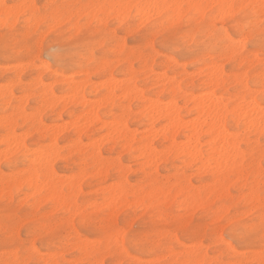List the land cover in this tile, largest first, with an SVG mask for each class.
<instances>
[{"label":"rangeland","instance_id":"obj_1","mask_svg":"<svg viewBox=\"0 0 264 264\" xmlns=\"http://www.w3.org/2000/svg\"><path fill=\"white\" fill-rule=\"evenodd\" d=\"M153 1L155 0H152L151 3L149 0H0V119H2L0 120V139L2 140V142L0 140V264H15L17 260V251L11 247V244L6 245L5 243L4 222L6 212L21 213L24 218L52 220L53 223L63 225L62 232L45 234L38 243L33 241L38 249V258L51 261L53 264L61 261L63 264H81L82 261H87L88 264H120L122 259L129 258L141 262V264H177L178 261L184 260L186 262L188 259H194L197 255L198 244L203 245L206 254L213 257L220 256L221 253L216 252L215 249L209 252V248H207L205 233L208 227L217 223L222 216H226L230 209L233 211V217L236 220L247 217L253 211L259 215L261 207L260 177L264 173L261 164L262 159H264V155L261 157L264 154V149H262L264 132L257 136L259 132L245 131V127L239 126L236 123L237 119L233 117L232 112H229L227 115L228 129L233 132V135L235 134L236 138H242L240 150L245 152L244 154L240 153L241 160L238 157L235 162L242 161L238 164L243 167L234 169L237 172L221 169L223 172L217 173L215 171L217 170V163L211 156L207 158L210 165L209 171H206V169H201L203 164H190L186 158L178 156L180 148H175L171 142L169 143L172 140L169 135L167 136L168 139L163 135L154 136V132L157 130L160 132L161 128L166 127L169 122L161 115L159 120L157 119L159 117H156L154 122L149 121L148 107L152 102H162L158 105L163 109L173 101L179 107V110L177 107V115L182 122L185 121L183 123H191V121L196 120L198 112L194 108L196 106L194 103L207 101V97L211 93L214 97L221 98L220 100L225 102L229 109H234L233 106L236 107L243 99L247 103H250L248 99H251V102L257 101L263 108L264 85L261 81L264 78V69L260 67L261 61L255 58L258 56L259 49L257 48L251 53L253 59L248 61V69H246L249 75L244 77L239 75L241 65L234 63L233 57L230 55L217 57L223 63H218L219 66L217 63L212 65L203 63L205 59H211L210 56H206V53L215 51L217 47L218 41L213 37V33L217 31L215 26L218 24L220 30L228 35H232L236 28L232 23V10L195 7L199 4L205 6L224 5L226 2L236 5L246 2H248L246 4L258 5L260 0L258 2L257 0L256 2L253 1L254 3L250 0H230L231 3L229 0L225 2L224 0H213V3H211L212 0H191V2L190 0H187L188 2L186 0H163L165 1H162L163 3L161 0H157L159 2L155 1V3ZM173 2L176 5H195L192 8L186 7L184 9L179 7L168 8L163 5L166 3L174 6L175 4H170ZM149 3L152 6L159 5L164 12L159 10L160 7H154L152 10L147 6ZM186 3L188 4L186 5ZM5 4L10 7L5 9L3 7ZM121 4L123 7L120 6ZM13 5H35L34 11L49 12L50 14L61 12L70 18L75 16L77 21L80 17H84L86 22L77 23L74 26V31L69 28L64 32H57L55 29L49 28L46 32H40L37 39L33 41L34 55H30L26 48V50L10 49L5 54L4 40L7 19H12V25L8 28V38L13 43L14 37L23 39V35L12 33V28L16 27L17 21H21V26L27 23L22 17L24 10L20 7L12 8ZM49 5H73L77 7L50 10ZM137 5L140 7H136ZM147 7L150 11H144ZM155 8L156 13H154ZM237 9L235 12L241 11L239 8ZM96 11H100V13H96ZM169 14L173 15L177 21L184 20V24L181 25L182 31L176 40L157 41L155 34H152V41H148L149 33L142 31V23L137 24L135 28L125 26L136 21L138 16L142 21L148 18L143 22L153 20L158 22V26H163ZM157 15L158 17H156ZM189 15L193 17L192 20H188ZM217 15L223 18L220 17L219 19ZM144 16L147 18L144 19ZM97 17H103V24L95 23ZM109 21L117 24V26L107 27ZM41 22L42 19L31 25L33 34H36ZM59 27L60 25H56V28ZM177 41L179 47L172 46ZM125 51L127 55L122 59L121 53ZM211 66L212 68L215 66L213 71ZM215 69L218 71L221 69V73L223 72L219 80L222 85L212 89L213 86L206 83L208 75L214 74ZM160 74L163 76L162 78ZM111 78H113L112 86H115L114 91H111L112 94L109 91L114 86L109 87L110 84L106 81L110 79L111 83ZM245 79L246 81H244ZM86 81L89 83L86 84ZM115 83L116 85L119 83L118 86ZM75 86L77 89L80 87V89L75 90ZM129 87H136L138 91L136 90L135 93H140L133 94L134 90ZM128 89L131 90V93L127 91ZM104 95L108 97L103 98ZM109 95H112L110 99ZM65 96L69 98L65 99ZM98 98H102V100L100 101ZM228 98L229 101H227ZM22 99H25L27 103ZM94 99L96 102L93 101ZM103 99H107V102ZM48 101L57 102L50 104ZM98 101L102 102V105L100 102L98 104ZM93 107L96 109H91ZM91 110H94V114H96L94 120H90L93 116L90 113ZM86 115H91V117H87L90 121L87 119L84 122ZM11 119L12 121H10ZM121 120L126 122V125L122 123V126L128 127L129 130L125 131L126 128L121 126L123 128V130L119 129L121 132L118 133L116 130L111 132L116 128L115 124L117 123L115 122ZM108 121H114L115 124L113 125ZM165 123L166 125H164ZM81 124L83 127L80 126ZM87 124L90 126L87 127ZM152 125L154 128L151 127ZM117 127L121 128L119 125ZM156 128L158 129L156 130ZM12 129L15 134L12 133ZM187 129V126L178 129L176 142H179L177 145L181 146L188 142L186 136L189 130ZM21 133L24 141L21 138ZM107 133L110 136H106ZM132 136L134 140L130 139ZM101 137L108 138V141L101 139ZM147 137L151 139V143ZM6 138L7 140H5ZM94 139L95 142L92 141ZM208 139L210 141L206 135L200 139L199 150L205 156L210 152L207 144ZM254 139L256 140L253 141ZM14 140L15 142H13ZM100 141L103 142L102 145ZM92 142L100 144L95 146ZM144 142L150 143L154 148L156 151L154 156L142 153V143ZM17 144L18 148L15 149ZM5 147L9 149L6 150ZM141 153L146 155L140 156ZM150 156H152L151 159ZM52 158L56 161L53 162ZM149 159L150 165L153 162H156L154 164L158 163L156 168H154L155 165H147L148 162L146 161ZM229 159L233 161L232 157ZM44 161L48 163H44ZM230 162L228 161L229 164H232ZM256 164L258 167L255 166ZM32 171L36 173V177H33L35 175L31 174ZM52 172L53 174H51ZM226 172L232 173L227 174ZM190 173L191 175H189ZM222 175L227 176L224 178L221 177ZM245 175L247 176L245 177ZM33 178L35 181L38 180L37 183ZM26 179L28 180L26 181ZM66 180L69 181L66 182ZM33 183L40 184L35 185ZM221 183L225 186L220 185ZM212 185L218 188L214 187L211 190L212 188L209 186ZM185 187L189 189L187 190ZM106 189L107 191H105ZM119 194L120 196H118ZM138 195H142V197ZM172 196L175 198L173 199ZM74 200L75 202H73ZM160 208L166 210L163 217L159 211ZM245 208L250 209L249 212L244 211ZM177 222H179L178 227L182 237L180 244L176 245L175 248L171 245L162 244L161 240L168 236L166 229L176 227ZM117 225L119 228L115 232H111L110 229L116 228ZM126 234L137 239L150 240L151 243L147 247L132 245L131 250L124 255L110 251V242L115 244L113 240L116 241L117 238L122 252L126 247H129L130 242ZM15 236L17 239H26L28 233L22 234L20 228L17 227ZM124 238L126 239L122 242ZM73 240L76 242L73 243ZM89 247L92 249L89 250ZM193 248L195 249L190 250L192 251L190 252L189 249ZM259 251L260 245L257 239L256 243L241 245L234 253L224 255L223 258L228 261H240L251 257V259L259 261L261 258ZM253 252L255 254H252ZM169 253L170 255H168ZM256 254L260 257L257 258ZM153 258L154 260H151Z\"/></svg>","mask_w":264,"mask_h":264},{"label":"snow or ice","instance_id":"obj_2","mask_svg":"<svg viewBox=\"0 0 264 264\" xmlns=\"http://www.w3.org/2000/svg\"><path fill=\"white\" fill-rule=\"evenodd\" d=\"M5 9L9 8V5L3 6ZM12 8L20 7L24 11L22 12V17L24 21H27L26 24L21 26V21H17L15 28H12V33H21L23 39L20 37H14V43L10 40L8 28L12 23V19L8 18L5 23V40H4V51L5 54L9 52L10 49H27L30 55L35 54V48L33 46V41L37 39V36L40 32H46L49 28L55 29L57 32H64L66 29L72 28L74 31V26L77 23H85V18L80 17L77 21L75 16L71 18L62 14L61 12L49 13L43 11H33L35 5H20V6H11ZM77 6L73 5H49L50 10L53 9H68ZM93 7V6H88ZM103 7V6H101ZM123 7V6H121ZM136 7H140L137 5ZM151 7H160L159 5ZM165 7H179L184 9L185 5H166ZM195 7L205 8L209 6L198 5ZM215 9H224L232 10V23L236 28V31L232 35H228L220 30L219 25L215 27L216 32L213 33V37L218 41L216 50L211 53H206V56H210L211 59H205L203 63L209 65L213 63H222V60L217 59L219 56L231 55L233 57V62L240 64L239 75L241 77L249 75L246 72L248 68V61L253 59L251 53L254 52L257 48L259 49L258 58L261 61L260 67L264 69V0H260L258 5L255 4H224V5H212ZM239 8L240 12H235ZM243 17V19H241ZM40 27L37 29L36 34H33L31 25L35 21L41 20ZM193 17L189 15L188 20H192ZM103 17H97L95 23L103 24ZM119 23V22H117ZM143 24L142 31L149 33L147 39L152 41L153 35L155 34V39L157 41L161 40H176L182 31L181 25L184 24V20L180 19L177 21L171 14L163 26H158V22L153 20H148L143 22L138 16L136 21L130 22L125 26L128 28H135L137 24ZM56 25H60L59 28H56ZM117 24H114L112 21L108 22L107 27L112 28L116 27ZM152 46L151 44L149 45ZM174 47H179L178 41L172 45ZM127 55V52L121 53V58ZM264 85V78L261 81ZM264 103V101H262ZM262 149H264V141H262ZM262 168H264V159L261 161ZM261 207L259 209V215L255 211L251 212L247 217L236 220L233 217V211L230 209L226 216H222L219 221L213 225H210L205 233L207 239L205 243L208 244L209 252L212 249H215L216 252L221 253L220 256L213 257L212 255L206 254L203 249V245H199L196 249L197 255L194 259H188L184 264H264V173L261 177ZM162 217L166 214V210L163 208L159 209ZM239 211V208H237ZM244 211H248L247 208ZM5 222H4V231H5V243L11 244V247L17 251V260L15 264H53L51 261H45L38 258V249L36 244L33 243L39 242L44 238L45 234H51L52 232L60 233L63 230V225L60 223H53L52 220H43V219H32L24 218L21 213L6 212L5 213ZM179 222H177L176 227H170L166 229L168 236L164 237L161 240L162 244L171 245L173 248L176 245L180 244L182 239L180 235V230L178 227ZM19 227L21 233H28L26 239H17L15 236V229ZM119 228V225L116 228L110 229L111 232H115ZM175 232V235L173 233ZM128 241L130 242L129 247H126L123 252L119 247L118 238L115 244H111L109 250L124 255L131 250V246L136 247L145 246L147 247L151 241L150 240H141L135 237L126 234ZM258 239L260 245V255L261 259L259 261L255 259H244L240 261H228L223 257L224 255H231L234 253L238 247L244 244H254ZM73 243L76 241L73 240ZM203 257V259H201ZM57 264H63V262H57ZM81 264H88L87 261H82ZM120 264H141V262L132 260V259H122ZM181 264V262H177Z\"/></svg>","mask_w":264,"mask_h":264},{"label":"bare ground","instance_id":"obj_3","mask_svg":"<svg viewBox=\"0 0 264 264\" xmlns=\"http://www.w3.org/2000/svg\"><path fill=\"white\" fill-rule=\"evenodd\" d=\"M155 1H157V0H155ZM155 1H153L154 3H155ZM163 0H161V2H162ZM187 1V0H186ZM186 1H184V2H186ZM198 1V0H197ZM205 1V0H204ZM222 1V0H221ZM220 1V2H221ZM226 0H224V2H225ZM236 1V0H235ZM250 1H254V2H256V0H250ZM125 2V1H124ZM127 2V1H126ZM149 2L151 3L152 2V0H149ZM157 2H159V1H157ZM163 2H165V1H163ZM162 2V3H163ZM175 2V1H174ZM170 3V4H175V3ZM188 2V1H187ZM190 2H191V0H190ZM207 3H210V2H208V1H206ZM233 2V1H232ZM251 2V3H252ZM253 2V3H254ZM257 2H258V0H257ZM102 3V2H101ZM144 3V2H143ZM150 3L147 5L148 7H150L152 10L154 9V7H151L152 6V4L150 5ZM197 3V2H196ZM198 3H200V2H198ZM211 3H213V0H212V2ZM228 2H226V4H227ZM229 3H231V1L229 0ZM244 3V2H243ZM246 3H248V2H246ZM245 3V4H246ZM260 3V2H259ZM146 4V3H145ZM144 4V5H145ZM159 4H161V3H159ZM166 4V3H165ZM165 4H163L164 6H166ZM180 4H181V2H180ZM184 4V3H183ZM188 3H186V5H187ZM216 4H217V2H216ZM111 5H113V4H111ZM150 5V6H149ZM176 5V4H175ZM174 5V6H175ZM195 5V4H194ZM194 5H192V6H194ZM200 5V4H199ZM214 5V4H213ZM217 5H219V4H217ZM108 6H109V4H108ZM120 6H122V4L120 5ZM120 6H119V8H120ZM128 6V5H127ZM153 6H156V5H153ZM177 6V5H176ZM196 6V5H195ZM148 7L146 8V9H144V11H147V10H149L148 9ZM114 8V7H113ZM119 8H118V10H119ZM143 8V7H142ZM141 8V9H142ZM157 8V7H156ZM156 8H155V12L154 13H156ZM192 8V7H191ZM206 8V7H205ZM209 8H212V7H208V9ZM93 9V8H92ZM159 9V8H158ZM166 9V8H165ZM189 9V8H188ZM187 9V10H188ZM108 10V9H107ZM106 10V12L108 13V11ZM124 10V9H123ZM159 10H161V7H160V9ZM173 10V9H172ZM171 10V11H172ZM176 10H177V8H176ZM203 10V9H202ZM223 10V9H222ZM238 10V9H237ZM34 11V10H33ZM89 11V10H88ZM93 11V10H92ZM150 11V10H149ZM148 11V13L149 14H151V12H149ZM227 11H229V10H227ZM95 12V11H94ZM100 13V11H96V13ZM110 12V11H109ZM115 12V11H114ZM121 12V11H120ZM161 12H164V10H161ZM182 12H184L183 10H182ZM205 12V11H204ZM221 12V11H220ZM219 12V13H220ZM88 13V12H87ZM93 13V12H92ZM125 13V12H124ZM147 12H146V14H148ZM228 12H226V14H227ZM136 14H138V13H136ZM141 14V13H140ZM144 14V13H143ZM158 14H162V13H158ZM186 14V13H185ZM221 14H223V12H221ZM221 14H219V15H221ZM75 15V14H74ZM84 15H86V14H84ZM83 15V16H84ZM94 15V14H93ZM155 15V14H154ZM204 15V14H203ZM228 15V14H227ZM115 16V15H114ZM184 16V15H183ZM223 16H225V15H223ZM145 17L147 18V16H144V19H145ZM156 17H158V15L156 16ZM172 17H173V15H172ZM202 17V16H201ZM217 17H219V19H220V17L221 16H218L217 15ZM121 18V17H120ZM127 18V17H126ZM221 18H223V17H221ZM93 19V18H92ZM91 19V20H92ZM148 19V18H147ZM147 19H145V20H147ZM150 19H153V18H150ZM211 19V18H210ZM121 20V19H120ZM145 20H143V21H145ZM218 20V19H217ZM214 22H216V21H214ZM121 23V22H120ZM12 25V24H11ZM139 28V27H138ZM127 31V30H126ZM123 44V43H122ZM124 45V44H123ZM121 49H122V47H121ZM26 50V49H25ZM27 51V50H26ZM231 56V55H230ZM230 56H228V57H230ZM227 57V56H226ZM255 58H256V56H255ZM257 59V58H256ZM171 60V59H170ZM252 60V59H251ZM255 61H257V60H255ZM103 62V61H102ZM174 62V61H173ZM226 62V61H225ZM105 63V62H104ZM185 64V63H184ZM214 64V63H213ZM223 64V63H222ZM17 65V64H16ZM15 65V66H16ZM106 65V64H105ZM114 65V64H113ZM116 65V64H115ZM212 65V64H211ZM218 65V64H217ZM130 66H132V65H130ZM184 66V65H183ZM219 66V65H218ZM222 66V65H221ZM25 67V66H24ZM209 67V66H208ZM214 68H215V66H213ZM211 68H212V66H211ZM214 68H212L211 70L213 71V69ZM4 69V68H3ZM2 69V70H3ZM13 69V68H12ZM248 69V68H247ZM5 70V69H4ZM201 71V70H200ZM216 71H218L217 69H215V72H214V74H210V75H208V80H207V83L206 84H208V85H211V86H213L212 87V89L213 88H219L221 85H222V83L219 81L221 78V75H222V73H221V69H219V71L218 72H216ZM85 72V71H84ZM187 73V72H186ZM193 73V72H192ZM192 73H189V74H192ZM208 73V72H207ZM210 73H211V71H210ZM216 73H217V75H218V77H217V75H216ZM218 73H220V74H218ZM22 74V73H21ZM202 74H203V72H202ZM209 74V73H208ZM161 75V74H160ZM131 77V76H130ZM163 76L161 75V78H162ZM169 78H170V76H169ZM168 78V79H169ZM184 78V77H183ZM18 79V78H17ZM85 79V78H84ZM112 79L113 78H111V83H110V79L109 80H106L107 82H109V84H110V86L109 87H113L112 86V83H113V81H112ZM126 79V78H125ZM172 79V78H171ZM115 80V79H114ZM117 80H119V79H117ZM116 80V81H117ZM127 80V79H126ZM201 80H203V79H201ZM241 80H242V78H241ZM240 80V81H241ZM37 81H39V80H37ZM82 81H84L83 79H82ZM127 81H129V80H127ZM166 81V80H165ZM169 81V80H168ZM192 81V80H191ZM223 81V80H222ZM244 81H246V79L244 80ZM41 82V81H40ZM40 82H38V83H40ZM163 82V81H162ZM170 82V81H169ZM243 82V81H242ZM31 83H33V82H31ZM37 83V82H36ZM43 83V82H42ZM67 83H68V81H67ZM77 83V82H76ZM85 83V82H84ZM89 82H87L86 81V84H88ZM102 83V82H101ZM165 83V82H164ZM245 83V82H244ZM6 84V83H5ZM4 84V85H5ZM9 84V83H8ZM46 84V83H45ZM54 84V83H53ZM105 84H106V82H105ZM118 84L119 83H117V85H116V83H115V85L116 86H118ZM121 84V83H120ZM157 84V83H156ZM176 84H177V82H176ZM205 84V85H206ZM2 85V84H1ZM81 85V84H80ZM82 85H83V82H82ZM81 85V86H82ZM96 85V84H95ZM102 85V84H101ZM158 85V84H157ZM233 85V84H232ZM8 86V85H7ZM53 86V85H52ZM51 86V87H52ZM244 86H246L245 84H244ZM85 87V86H84ZM105 87V86H104ZM178 87V86H177ZM49 88V87H48ZM114 88H115V86L113 87V89H111L110 91H109V93L111 92V91H114ZM117 88V87H116ZM128 88V87H127ZM129 88H132V87H129ZM135 88V89H134ZM134 88H132L131 90H134V93L133 94H136V93H140V92H136L135 93V91L137 90L136 89V87H134ZM164 88V87H163ZM245 88V87H244ZM11 89V88H10ZM74 89L75 90H78V89H80V87L77 89V86H75L74 87ZM145 89V88H144ZM225 89V88H224ZM249 89V88H248ZM44 90H46V89H44ZM50 90V89H49ZM130 90V91H131ZM257 90V89H256ZM10 91V90H9ZM48 91V90H47ZM73 91V90H72ZM83 91V90H82ZM126 91V90H125ZM127 91H129V89L127 90ZM129 91V93H131ZM138 91V90H137ZM141 91V90H140ZM250 91H251V89H250ZM255 91V90H254ZM43 92V91H42ZM76 92V91H75ZM159 92H160V90H159ZM211 92V91H210ZM8 93H11V92H8ZM52 93V92H51ZM128 93V92H127ZM128 93V94H129ZM251 93V92H250ZM1 94H4V93H1ZM40 94V93H39ZM72 94V93H71ZM110 94H112V92L110 93ZM148 94V93H147ZM12 95V94H11ZM67 95V94H66ZM76 95H77V92H76ZM75 94H74V96H76ZM115 95V94H114ZM126 95V94H125ZM256 95V94H255ZM22 96H24V95H22ZM21 96V97H22ZM27 96H28V94H27ZM52 96V95H51ZM63 96V95H62ZM61 96V97H62ZM118 96V95H117ZM135 96V95H134ZM139 96V95H138ZM205 96V95H204ZM241 96V95H240ZM244 96V95H243ZM2 97V96H1ZM12 97V96H11ZM19 97V96H18ZM29 97V96H28ZM68 97V96H67ZM66 96H65V99L67 98ZM73 97V96H72ZM104 97H108V96H103V98ZM110 97H112V95L110 96L109 95V99H110ZM122 97H124V96H122ZM130 97H131V95H130ZM207 97V96H206ZM252 97L254 98V96L252 95ZM24 98V97H23ZM69 98V97H68ZM114 98V97H113ZM118 98V97H117ZM144 98V97H143ZM142 98V99H143ZM200 98V97H199ZM198 98V99H199ZM202 98H205V97H202ZM243 98V97H242ZM82 99H84V97H82ZM99 99V98H98ZM131 99V98H130ZM129 99V100H130ZM145 99H147L146 97H145ZM150 99V98H149ZM172 99V98H171ZM221 99V98H220ZM219 98H216V97H214V95H212V93H211V95H209V97H207V101L205 100V101H199V103H194V105H196L194 108H196L197 109V112H198V116H197V118H196V120H194V121H191V123H183V122H185V121H181L180 119H179V117H178V115H177V113H178V111H177V104H175V102H173V101H171L170 103H168L167 105H166V107H164L163 109L162 108H160L159 107V105H158V103H162V102H158V103H153L152 102V104H150L149 105V107H148V110H149V114H150V119H149V121H151V122H154V119L156 118V117H159V118H157L158 120L160 119V117L162 116V117H164L165 119H167L168 120V124H167V126L165 127L164 126V128H161L162 130L160 131V132H157L158 130V128H156V132H154V136L156 137V136H159V135H163V136H165L166 137V139H168V135L171 137V141H169V140H167V141H169V143L171 142V144L173 145V146H175V148H180V152L178 151V156H181V157H184V158H186L187 159V161L190 163V164H192V163H200V164H203L204 165V167H203V165H202V170L203 169H206V171H209L208 169H209V163H210V161L209 160H207V158H210L211 156V158H213V159H215L214 161L217 163V167H216V169L217 170H215L217 173H220V172H223L224 170L225 171H231V170H233L232 172H234V171H236L238 168H242L243 166L242 165H240V164H238V163H242V161L241 162H235L236 161V159L239 157V160H241L240 159V156H241V154L240 153H242V154H244L243 152H241V150H240V143H241V140H242V138L240 139H238V138H236V136H234L232 133L233 132H230L229 131V129H228V113L229 112H232V115H233V117L235 118V119H237L236 120V123L239 125V126H244L245 128H244V130L245 131H247V130H253V132L255 131V132H259V134L257 133V136H259L260 135V133H263L264 132V107L262 108L260 105H259V103L257 102V101H252L251 102V99H248L249 101H250V103H247V101L245 102V100L243 99V100H241L240 101V103L235 107V106H233V108L234 109H229L228 108V105L224 102H222L221 100H220ZM231 99H233V98H231ZM235 99V98H234ZM239 99V98H238ZM22 100H24L25 102H26V100L25 99H22ZM100 101L102 100V98L101 99H99ZM107 100V99H106ZM105 99H103V101H106ZM144 100V99H143ZM142 100V101H143ZM151 100V99H150ZM253 100V99H252ZM68 101V100H67ZM93 101H95V99L93 100ZM100 101H98L97 103L99 104V102ZM193 101V100H192ZM227 101H229V98H228V100ZM226 101V102H227ZM48 102H50V101H48ZM55 102V101H54ZM54 102H50V104H52V103H54ZM57 102V101H56ZM55 102V103H56ZM72 102V101H71ZM90 102H91V100H90ZM96 102V101H95ZM95 102H93V104L95 103ZM107 102V101H106ZM105 102V103H106ZM147 102V101H146ZM145 102V103H146ZM168 102V101H167ZM173 102V103H172ZM27 103V102H26ZM235 103H237V102H235ZM49 104V105H50ZM96 104V103H95ZM97 104V105H98ZM100 104L102 105V102H100ZM233 104V103H232ZM23 105V104H22ZM82 105H84V104H82ZM128 105H129V103H128ZM186 105V104H185ZM81 106V105H80ZM92 106H94V105H92ZM91 106V107H92ZM146 106V105H145ZM148 106V105H147ZM164 106V105H163ZM8 107V106H7ZM16 107V106H15ZM49 107V106H48ZM67 107V106H66ZM181 107V106H180ZM4 108V107H3ZM95 107H93V108H91V109H94ZM127 108H129V107H127ZM126 108V109H127ZM21 109V108H20ZM64 109V108H63ZM96 109V108H95ZM144 109V108H143ZM147 110V111H148ZM178 110H179V107H178ZM191 110V109H190ZM40 112H41V110H39ZM92 112H90L91 113V115H93L92 116V118H90V120H94V116H96V114H94L95 113V111L94 110H91ZM139 111V110H138ZM14 112H15V110H14ZM142 112V111H141ZM42 113V112H41ZM61 113V112H60ZM87 113V112H86ZM128 113V112H127ZM138 113V112H137ZM142 113H144V112H142ZM146 113V112H145ZM148 113V112H147ZM33 114H35V113H33ZM87 114H89V113H87ZM129 114V113H128ZM83 115V114H82ZM91 115L90 116H88V115H86V117H85V119H84V122H85V120H87L88 118L87 117H91ZM157 115H159V116H157ZM161 115V116H160ZM38 116V115H37ZM196 117V116H195ZM5 118V117H4ZM76 118V117H75ZM22 119H24V118H22ZM96 119V118H95ZM128 119V118H127ZM193 119V118H192ZM0 120H2V119H0ZM89 120V119H88ZM89 120V121H90ZM10 121H12V119L10 120ZM38 121V120H37ZM115 121H117V120H115ZM187 121H190V120H187ZM1 122V121H0ZM13 122H14V120H13ZM109 122V121H108ZM114 122V121H113ZM113 122H109V123H112L113 125L115 124V123H117L120 127L123 125L122 123H124V121H118L119 123L121 122V124H119L118 122H115V123H113ZM12 123V122H11ZM89 123V122H88ZM104 123V122H103ZM105 123H107V122H105ZM108 123V124H109ZM126 123V122H125ZM124 123V125H126ZM167 123V122H166ZM166 123L164 124V125H166ZM76 124H77V121L75 122V126H76ZM117 124H115V127L116 128H114V130L113 131H111V132H114L115 130H116V132L118 131V133L119 132H121V130H123V128H126V127H124V126H122L121 128H119V127H117L118 125ZM66 125V124H65ZM83 125H84V123H83ZM89 124H87V127H89L88 126ZM110 125V124H109ZM117 125V126H116ZM81 127H83L82 126V124L80 125ZM186 127L187 126V130H189L188 131V133H187V139H188V142H186V143H184V144H182L181 146H179V145H177L178 144V142L179 141H177L176 142V136H177V131H179L180 130V128L181 127ZM102 127V126H101ZM108 127V126H107ZM110 127V126H109ZM152 128H154L153 127V125L151 126ZM5 129V128H4ZM60 129V128H59ZM87 129V128H86ZM119 129H121V130H119ZM179 129V130H178ZM55 130H56V128H55ZM80 129H78V131H79ZM128 131L129 129H128V127L125 129V131ZM12 131V133H14V131H13V129L11 130ZM58 131V130H57ZM81 131V130H80ZM124 131V132H125ZM130 131H131V129H130ZM133 131H135V130H133ZM138 131V130H137ZM61 131H59V134H61L60 133ZM111 132H109V133H111ZM115 132V133H116ZM132 132V131H131ZM136 132V131H135ZM253 132H252V134H253ZM11 133V134H12ZM109 133H107L106 134V136L107 135H109ZM114 133V134H115ZM237 133V132H236ZM242 133V132H241ZM248 133V132H247ZM15 134V133H14ZM76 134H78V133H76ZM81 134V133H80ZM105 134V133H104ZM113 134V133H112ZM111 134V135H112ZM144 134V133H143ZM147 134V133H146ZM238 134V133H237ZM242 134H244V133H242ZM19 135V134H18ZM17 135V136H18ZM55 135V134H54ZM103 135V134H102ZM149 135V134H148ZM203 135H206V136H208V138H210V141H209V139H208V148H209V150H210V152L205 156V155H203V153L199 150V147H200V139H201V137L203 136ZM9 136V135H8ZM14 136V135H13ZM24 136V135H23ZM56 136V135H55ZM105 136V135H104ZM110 136V135H109ZM114 136V135H113ZM112 136V137H113ZM131 136V135H130ZM256 136V137H257ZM3 137H5V136H3ZM7 137V136H6ZM24 137H26V136H24ZM78 137V136H77ZM135 137V136H134ZM255 137V138H256ZM19 138V137H18ZM21 138L23 139V137H22V133H21ZM21 138H19V140H21L22 141V139ZM54 138V137H53ZM103 137H101V139H102ZM128 138V137H127ZM146 138V137H145ZM152 138H153V136H152ZM12 139H14V137H12ZM26 139V138H25ZM99 139V138H98ZM103 139H105L106 141H108V138H103ZM130 139H133L134 140V138H133V136H132V138H130ZM130 139H128V140H130ZM147 139L148 140H150V143L152 142L151 141V139H149V137H147ZM257 139V138H256ZM256 139H254L253 141H255ZM1 140V139H0ZM5 140H7V138L5 139ZM52 140V139H51ZM54 140V139H53ZM104 140V141H105ZM244 140H246V141H248L247 139H244ZM258 140V139H257ZM4 141V140H3ZM10 141H12V140H10ZM17 141V140H16ZM21 141H19V142H21ZM23 141H24V139H23ZM22 141V142H23ZM78 141V140H77ZM92 141H96L95 139L94 140H92ZM101 141H103V140H101ZM100 141V143H101V145L103 144V142H101ZM131 141V140H130ZM252 141V140H251ZM1 142H2V140H1ZM13 142H15V140L13 141ZM12 142V143H13ZM21 142V144L22 145H24L23 143ZM74 142H76V141H74ZM87 142H89V141H87ZM91 142V141H90ZM94 142H92L93 144H95V146H96V144H98V143H94ZM148 142V141H147ZM256 142H258V141H256ZM9 143H11V142H9ZM18 143V142H17ZM53 143V142H52ZM99 143V144H100ZM104 143H106V142H104ZM129 143V142H128ZM127 143V144H128ZM150 143H146V142H144V143H142L143 144V146H142V149H143V151H142V153H146L147 155L148 154H151L152 156H154L155 154H156V151L154 150V148L151 146V144ZM205 143V142H204ZM6 144V143H5ZM14 144V143H13ZM16 144V143H15ZM82 144H88V143H82ZM99 144H98V146H99ZM255 144V143H254ZM68 145V144H67ZM70 145V144H69ZM89 145V144H88ZM125 145H126V143H125ZM15 146V145H14ZM18 146V144L15 146V149L16 148H18L17 147ZM49 146V145H48ZM66 146V145H65ZM128 146V145H127ZM127 146H125V147H127ZM9 147V146H8ZM42 147V146H41ZM90 147V146H89ZM168 147V146H167ZM6 148V147H5ZM11 148V147H10ZM95 148V147H94ZM4 149V148H3ZM7 149H9V148H6V150ZM38 149V148H37ZM86 149V148H85ZM96 149V148H95ZM141 149V148H140ZM166 149V148H165ZM5 150V151H6ZM31 150V149H30ZM34 150V149H33ZM38 150H41V149H38ZM50 150V149H49ZM84 150V149H83ZM97 150V149H96ZM128 150V149H127ZM135 150V149H134ZM10 151H11V149H10ZM70 151H72V150H70ZM140 151V152H141ZM166 151V150H165ZM3 152V151H2ZM7 152V151H6ZM35 152V151H34ZM47 152V151H46ZM56 152V151H55ZM73 152V151H72ZM71 152V153H72ZM82 152H85V151H82ZM97 153H98V150L96 151ZM168 152V151H167ZM4 153V152H3ZM2 153V154H3ZM33 153V152H32ZM38 153V152H37ZM70 153V154H71ZM141 153V155L140 156H142V155H146V154H142ZM6 154V153H5ZM4 154V155H5ZM11 155H12V151H11V153H10ZM81 154H84V153H81ZM92 154V153H91ZM120 154H122L121 152H120ZM170 154V153H169ZM206 154V153H205ZM213 154V155H212ZM240 154V155H239ZM4 155H2V156H4ZM10 155V156H11ZM42 155V154H41ZM57 155H58V153H57ZM90 155V154H89ZM264 154H262L261 155V157L263 156ZM1 156V155H0ZM119 156V155H118ZM149 156V155H148ZM152 156H150V159H151V157ZM168 156V155H167ZM249 156V155H248ZM5 158H6V156H4ZM34 157V156H33ZM39 157V156H38ZM55 157H56V155H55ZM156 157V156H155ZM215 157V158H214ZM230 157H232V160L233 161H231L229 158ZM264 157V156H263ZM1 158V157H0ZM41 158V157H40ZM67 158V157H66ZM95 158V157H94ZM119 158V157H118ZM227 158V159H226ZM242 158H243V156H242ZM260 158V157H259ZM36 159H38V158H36ZM50 159V158H49ZM96 159H98V158H96ZM150 159L148 160V161H146V162H148L147 163V165H150V163H149V161H150ZM155 159V158H154ZM213 159H212V161H213ZM244 159V158H243ZM242 159V160H243ZM261 159V158H260ZM260 159H259V161H260ZM3 160H4V158H3ZM30 160V159H29ZM42 160H44L43 158H42ZM225 160H227V161H224ZM251 160V159H250ZM257 160V159H256ZM32 161V160H31ZM37 161H39V159L37 160ZM47 161V160H46ZM52 161L53 162H55L54 161V159L52 158ZM109 161V160H108ZM107 161V162H108ZM135 161V160H134ZM213 161V162H214ZM228 161L230 162V163H232V164H229L228 163ZM259 161L257 162L258 163V166H259ZM43 162V161H42ZM50 162H51V160H50ZM52 162V163H53ZM143 162H144V160H143ZM151 162H153V161H151ZM161 162V161H160ZM188 162H186V163H188ZM44 163H48V162H45L44 161ZM154 163H156V162H153V164H151V165H155V167L154 168H156V165L158 164H154ZM188 163V164H189ZM215 163V164H216ZM234 163V164H233ZM109 164V163H108ZM183 164H185V163H183ZM188 164H185L186 166L188 165ZM190 164H189V166H190ZM50 165H51V168H52V164L50 163ZM146 165V166H147ZM150 165V166H151ZM109 166V165H108ZM150 166H148V167H150ZM242 166V167H241ZM249 166H250V164H249ZM256 167H258L257 166V164L255 165ZM99 167V166H98ZM22 168V167H21ZM31 168H33V167H31ZM178 168V167H177ZM200 168V167H199ZM99 169V168H98ZM98 169H96V170H98ZM108 169V168H107ZM196 169V168H195ZM200 169V170H201ZM221 169H223V171L221 170ZM234 169H236V170H234ZM239 169V170H240ZM32 170V169H31ZM30 170V171H31ZM95 170V171H96ZM134 170V169H133ZM200 170H198V171H200ZM202 170H201V172H202ZM239 170H238V172H239ZM35 171V170H34ZM34 171H32L31 172V174H36V173H33ZM103 171V170H102ZM197 171V172H198ZM264 171V170H263ZM24 172V171H23ZM37 172V171H36ZM152 172V171H151ZM177 172V171H176ZM203 172H205V171H203ZM232 172H230V173H227V174H231ZM237 172V171H236ZM142 173V172H141ZM153 173H155V172H153ZM180 173V172H179ZM209 173V172H208ZM246 173V172H245ZM260 173V172H259ZM51 174H53V172L51 173ZM103 174V173H102ZM105 174V173H104ZM128 174V173H127ZM237 174V173H236ZM242 174V173H241ZM16 175V174H15ZM73 175V174H72ZM71 175V176H72ZM121 175V174H120ZM189 175H191V173L189 174ZM204 175V174H203ZM239 175V174H238ZM248 175V174H247ZM247 175H245V177L247 176ZM9 176V175H8ZM17 176V175H16ZM37 175H35V176H33V177H36ZM227 176V175H226ZM225 176V177H226ZM237 176V175H236ZM242 176V175H241ZM2 177V176H1ZM66 177H68V176H66ZM73 177V176H72ZM81 177V176H80ZM184 177V176H183ZM188 177V176H187ZM221 177H224L223 175L221 176ZM224 177V178H225ZM23 178H25V177H23ZM82 178V177H81ZM106 178V177H105ZM38 179V178H37ZM183 179H185V178H183ZM28 179H26V181H27ZM33 180H34V178H33ZM47 180V179H46ZM70 180V179H69ZM69 180H66V182L67 181H69ZM81 181H82V179H80ZM79 180V182H81ZM166 180V179H165ZM224 180V179H223ZM222 180V181H223ZM257 180V179H256ZM261 180V179H260ZM35 181V180H34ZM38 181V180H37ZM37 181H35L36 183H37ZM15 182V181H14ZM122 182V181H121ZM127 182V181H126ZM150 182H152V181H150ZM174 182V181H173ZM173 182H171L173 185H174V183ZM213 182H215V181H213ZM221 182V181H220ZM36 183H33V184H35V185H38V184H40V183H38V184H36ZM71 183H72V181H71ZM74 183V182H73ZM116 183V182H115ZM170 183V184H171ZM188 183V182H187ZM186 183V184H187ZM228 183V182H227ZM230 183H232V182H230ZM257 183V182H256ZM24 184V183H23ZM55 184V183H54ZM61 184V183H60ZM206 184V183H205ZM211 184V183H210ZM29 185V184H28ZM64 185V184H63ZM79 186H80V183L78 184ZM111 185V184H110ZM110 185H108V186H110ZM114 185H116V184H114ZM190 185H192V184H190ZM204 185V184H203ZM207 185H209V184H207ZM207 185H206V187H207ZM220 185H224V184H220ZM183 186V185H182ZM225 186V185H224ZM229 186V185H228ZM31 187H33V188H35L34 186H31ZM38 187V186H37ZM36 187V188H37ZM47 187V186H46ZM55 187V186H54ZM195 187V186H194ZM212 188L211 190H213V188L214 187H216V189L218 188L217 186H209V188ZM39 188H40V186H39ZM108 188V187H107ZM184 188V187H183ZM193 188V187H192ZM200 188H202V186H200ZM199 188V189H200ZM208 188V189H209ZM224 188V187H223ZM250 188V187H249ZM254 188V187H253ZM103 189V188H102ZM109 189V188H108ZM180 189H182V188H180ZM185 189H189V188H186L185 187ZM221 189H222V187H221ZM35 190V189H34ZM159 190V189H158ZM183 190V189H182ZM215 190V189H214ZM105 191H107V189L105 190ZM104 191V192H105ZM150 191V190H149ZM168 191V190H167ZM250 191V190H249ZM77 192V191H76ZM137 192V191H136ZM177 192V191H176ZM210 192V191H209ZM208 192V193H209ZM73 193V192H72ZM115 193V192H114ZM165 193H166V191H165ZM168 193V192H167ZM192 193V192H191ZM211 193H212V191H211ZM252 193V192H251ZM142 194V193H141ZM178 194H179V192H178ZM253 194V193H252ZM31 195V194H30ZM29 195V196H30ZM34 195V194H33ZM75 195H77V194H75ZM163 195V194H162ZM173 195H176V194H173ZM196 195V194H195ZM118 196H120V194L118 195ZM138 196H141L142 197V195H138ZM206 196V198H207V195H205ZM252 196V195H251ZM26 197H28V196H26ZM26 197H24V198H26ZM60 197V196H59ZM107 197V196H106ZM173 197V196H172ZM29 198V197H28ZM53 198H55V197H53ZM58 198V197H57ZM117 198V197H116ZM175 197H173V199H174ZM195 198H196V196H195ZM215 198H217V197H215ZM198 199V198H197ZM241 199V198H240ZM57 200V199H56ZM172 200V199H171ZM181 200H183V199H181ZM257 200V199H256ZM44 201V200H43ZM47 201V200H46ZM105 201H107V200H105ZM118 201V200H117ZM160 201V200H159ZM193 201V200H192ZM195 201V200H194ZM214 201V200H213ZM251 201V200H250ZM57 202V201H56ZM73 202H75V200L73 201ZM100 202V201H99ZM97 203V202H96ZM108 203V202H107ZM61 204V203H60ZM122 204V203H121ZM191 204H193V203H191ZM254 204V203H253ZM136 205H138L137 203H136ZM190 205V204H189ZM127 206V205H126ZM253 207V206H252ZM95 208H98V207H95ZM102 208H103V205H102ZM254 208V207H253ZM253 208H251V209H253ZM99 209H101V208H99ZM112 210V209H111ZM114 210V209H113ZM250 210V209H249ZM249 210H248V212H249ZM228 211V210H227ZM226 212V211H225ZM249 214V213H248ZM172 217V216H171ZM191 217V216H190ZM218 217V216H217ZM242 217H243V215H242ZM245 217V216H244ZM215 218V217H214ZM240 218V217H239ZM239 218H237V219H239ZM210 220V219H209ZM186 225V224H185ZM123 232H124V230H123ZM116 236V235H115ZM126 238H124L123 240H122V242H124V240H125ZM109 240V239H108ZM113 242H115L116 243V241L115 240H113ZM128 242V241H127ZM92 245L94 244V243H91ZM91 245V246H92ZM124 245V244H123ZM107 246V245H106ZM109 246V245H108ZM198 246H199V244H198ZM79 247H81L80 245H79ZM84 247V246H83ZM196 248V247H195ZM195 248H193V249H189V251L190 250H194ZM208 248V247H207ZM84 249V248H83ZM92 248L91 247H89V250H91ZM106 249V248H105ZM190 252H192V251H190ZM189 252V253H190ZM260 252V251H259ZM172 253V252H171ZM184 253H186V252H184ZM12 254V253H11ZM43 254V253H42ZM68 254V253H67ZM193 254H196V253H193ZM252 254H255L254 252L252 253ZM87 255H88V253H87ZM166 255V254H165ZM168 255H170V253L168 254ZM168 255H166V256H168ZM188 255H190V254H188ZM218 255V254H217ZM84 256H86V255H84ZM253 256V255H252ZM256 256H257V254H256ZM16 257V256H15ZM14 257V258H15ZM260 256H257V258H259ZM136 258V257H135ZM194 258V257H193ZM249 258H251V257H249ZM201 259H203V258H201ZM261 259V258H260ZM259 259V260H260ZM71 260V259H70ZM102 260V259H101ZM151 260H154V258L153 259H151ZM256 260V259H255ZM56 262V261H55ZM75 262V261H74ZM179 262V261H178ZM180 262H185L184 260L183 261H180ZM100 263V262H99ZM95 264H98V263H95Z\"/></svg>","mask_w":264,"mask_h":264}]
</instances>
